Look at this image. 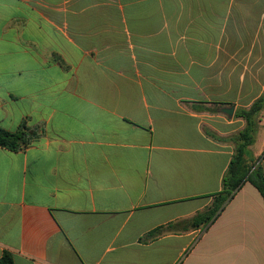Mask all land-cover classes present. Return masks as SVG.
<instances>
[{
	"label": "crops",
	"instance_id": "0c3cea01",
	"mask_svg": "<svg viewBox=\"0 0 264 264\" xmlns=\"http://www.w3.org/2000/svg\"><path fill=\"white\" fill-rule=\"evenodd\" d=\"M262 95L264 0H0V257L264 264L250 183L189 225Z\"/></svg>",
	"mask_w": 264,
	"mask_h": 264
},
{
	"label": "trees",
	"instance_id": "16d2710c",
	"mask_svg": "<svg viewBox=\"0 0 264 264\" xmlns=\"http://www.w3.org/2000/svg\"><path fill=\"white\" fill-rule=\"evenodd\" d=\"M263 107L264 95L256 99L248 108L236 110L234 116L241 118L245 125L243 129L225 139L233 144V151L222 176L221 190L211 196L212 201L209 206L189 220L190 227H205L211 224L222 211L224 205L246 182L257 189L264 202V173L258 162L260 157L253 158L248 151V147L254 142L259 114ZM29 141L30 139L23 129L17 132H9L0 128L1 147L16 151L28 145ZM161 229L158 227L150 233L159 232ZM0 264H14L12 254L4 251L0 257Z\"/></svg>",
	"mask_w": 264,
	"mask_h": 264
},
{
	"label": "rangeland",
	"instance_id": "374dc122",
	"mask_svg": "<svg viewBox=\"0 0 264 264\" xmlns=\"http://www.w3.org/2000/svg\"><path fill=\"white\" fill-rule=\"evenodd\" d=\"M259 120L261 121L263 126L258 127V123H257L254 142L252 143V145L248 149V151L251 155H253V152H257L262 147V145L264 143V110L261 111L260 116L258 118V122H259Z\"/></svg>",
	"mask_w": 264,
	"mask_h": 264
},
{
	"label": "water",
	"instance_id": "95a60500",
	"mask_svg": "<svg viewBox=\"0 0 264 264\" xmlns=\"http://www.w3.org/2000/svg\"><path fill=\"white\" fill-rule=\"evenodd\" d=\"M228 114H231L232 113V108L228 109V110H225Z\"/></svg>",
	"mask_w": 264,
	"mask_h": 264
}]
</instances>
